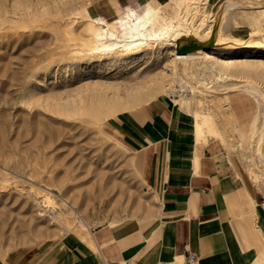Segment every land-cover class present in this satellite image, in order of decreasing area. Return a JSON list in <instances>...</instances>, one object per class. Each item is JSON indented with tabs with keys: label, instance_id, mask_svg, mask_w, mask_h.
<instances>
[{
	"label": "rangeland",
	"instance_id": "obj_1",
	"mask_svg": "<svg viewBox=\"0 0 264 264\" xmlns=\"http://www.w3.org/2000/svg\"><path fill=\"white\" fill-rule=\"evenodd\" d=\"M108 1L0 0V259L43 242L84 240L73 213L67 230L51 217L61 198L77 201L88 226L141 213L150 199L140 159L117 116L153 97L178 94L185 83L200 105L190 93L175 99L223 123L224 143L264 193V166L255 150L256 144L264 148L257 135L264 121V1L239 2L253 29L237 27L233 40L219 36L215 51H187L207 53L205 62L198 55L192 64L176 60V36L156 44L161 52L144 55L150 44L127 62L123 50H90L94 14L112 21L129 8L116 13ZM201 2L192 0L186 9L181 37L206 40L222 17L224 11L208 19ZM244 43L250 48L238 52ZM244 81L259 86L262 96L243 89Z\"/></svg>",
	"mask_w": 264,
	"mask_h": 264
},
{
	"label": "crops",
	"instance_id": "obj_2",
	"mask_svg": "<svg viewBox=\"0 0 264 264\" xmlns=\"http://www.w3.org/2000/svg\"><path fill=\"white\" fill-rule=\"evenodd\" d=\"M148 1L108 4L120 13ZM228 1L201 3L213 20ZM244 11L237 6L224 11L216 40L221 35L233 40L239 26L246 32L253 29ZM230 120L226 117L224 123ZM195 121L194 107L168 94L122 110L117 125L140 159L150 202L141 213L89 226L82 241L39 243L0 259V264H175L187 251L196 255V264H264V193L247 175L239 155L224 143L223 123L214 119L221 136H202L196 134Z\"/></svg>",
	"mask_w": 264,
	"mask_h": 264
},
{
	"label": "bare ground",
	"instance_id": "obj_3",
	"mask_svg": "<svg viewBox=\"0 0 264 264\" xmlns=\"http://www.w3.org/2000/svg\"><path fill=\"white\" fill-rule=\"evenodd\" d=\"M172 2H173V7L170 6L169 8H167L168 6H166V4L169 3L163 4V3H158L155 0H150L141 9L136 7H129L126 10V12L123 13V15L122 14L118 15L112 21L104 20V18L106 17L105 15L106 13L105 14L102 13V15L101 13H95L92 20L97 22L98 25L96 27L90 26L89 49L96 53H101V54L114 53L123 50L127 54V56L122 57V60L124 62H127L125 58L135 55L136 50L145 49L146 46L150 44H153L152 45L153 47L149 51L145 49L143 52L144 55L149 53L161 52V50H163L162 45L165 42H167L169 37L173 38L176 36L177 39L182 38L180 36L181 33L180 30H182V27H184L183 19L185 18V13L187 12L186 9L191 4L192 0H172ZM238 5L239 3L232 0L225 2L222 6L223 8H221L220 11L218 12V15L221 16V13H223V11L227 10L230 7H235ZM164 6H166L165 9ZM158 43H161L162 45L157 46L156 44ZM249 48L250 46L247 43H244L243 45L238 47V52L244 51ZM198 55H199L198 53H194V52H184L181 54H176L175 58H177L176 60H181L183 64H186V62L187 64L190 63L192 64L193 62L192 60L197 58ZM199 56L202 57L204 62L208 59L207 53H204L203 55H199ZM181 70L182 72H184L185 76H187L186 69L184 66L181 68ZM198 75H199V70L195 69L194 76L196 77ZM198 80L200 79L197 77L196 81ZM200 81H204V79ZM186 86L187 83H185V85L181 87L182 91H180L177 94V96H179L180 98L187 99L188 93H190V91L185 92ZM210 86L212 85H209L207 87ZM221 86L222 85L218 87L221 89ZM227 86L228 87L225 86L222 87V91L223 88L224 90L226 88H229L230 84ZM241 87L245 90L254 92L258 95L260 94V96H262V89L259 86L253 84L251 81H244ZM195 95H196L195 91L194 89H192L190 93V98L195 100L196 98ZM196 101H197L196 104L200 105L199 102L200 100L198 98H196ZM199 105H197V107L194 108V116L196 119L195 121L196 134L205 136L204 134L205 132H210L217 136H221L222 133L215 126L214 114L202 112V110L199 108ZM229 114L230 116L232 115L234 117L231 111L229 112ZM256 118L257 116H255V119ZM262 118L264 120V117ZM262 123L263 124L260 129V132L259 134H257L259 139H264V121ZM256 146H255V150L257 149L256 154L258 161L264 166V154L262 150L264 148L261 145L262 148L259 149L260 144L258 145V147ZM61 200L63 205H61L60 207H58L57 204H55V206L52 205L53 214H51V217L54 220H57L58 223L61 224L62 227L67 230L70 229L69 221L71 220V218L69 215L73 213L75 215V218L73 217L72 220L74 219L76 220L77 225L80 228L81 236L86 239L88 237L89 226L84 220L82 210L78 206L77 201L75 199L70 201L66 198H61ZM41 213L44 215L47 212L43 210L41 212L40 210L39 214ZM114 222L115 221H111L110 223L113 224Z\"/></svg>",
	"mask_w": 264,
	"mask_h": 264
},
{
	"label": "water",
	"instance_id": "obj_4",
	"mask_svg": "<svg viewBox=\"0 0 264 264\" xmlns=\"http://www.w3.org/2000/svg\"><path fill=\"white\" fill-rule=\"evenodd\" d=\"M218 23H219V20H216L214 22V25L212 28L213 30L210 34V37L206 40L199 41L197 40L196 37H193V36L188 37V39L182 37L181 39L183 40L186 39V42L181 43L180 41H183V40L179 38L176 39L175 40L176 46L174 47L175 53L181 54L187 51H196L198 49H207V48L217 46L218 44L216 43V35H217Z\"/></svg>",
	"mask_w": 264,
	"mask_h": 264
},
{
	"label": "built area",
	"instance_id": "obj_5",
	"mask_svg": "<svg viewBox=\"0 0 264 264\" xmlns=\"http://www.w3.org/2000/svg\"><path fill=\"white\" fill-rule=\"evenodd\" d=\"M176 95H177L176 92L171 93V96L173 97H178ZM196 262H197L196 255L193 252L187 251L183 259L180 262H177L175 264H196ZM140 264H173V263L166 262V261H156V262H146V263H140Z\"/></svg>",
	"mask_w": 264,
	"mask_h": 264
}]
</instances>
